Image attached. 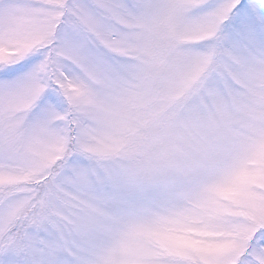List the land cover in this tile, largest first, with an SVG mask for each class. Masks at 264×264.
I'll use <instances>...</instances> for the list:
<instances>
[{
	"label": "snow or ice",
	"instance_id": "snow-or-ice-1",
	"mask_svg": "<svg viewBox=\"0 0 264 264\" xmlns=\"http://www.w3.org/2000/svg\"><path fill=\"white\" fill-rule=\"evenodd\" d=\"M0 264H264V0H0Z\"/></svg>",
	"mask_w": 264,
	"mask_h": 264
}]
</instances>
